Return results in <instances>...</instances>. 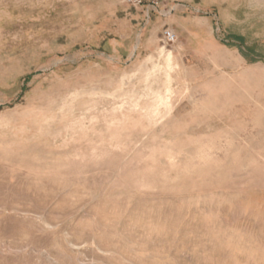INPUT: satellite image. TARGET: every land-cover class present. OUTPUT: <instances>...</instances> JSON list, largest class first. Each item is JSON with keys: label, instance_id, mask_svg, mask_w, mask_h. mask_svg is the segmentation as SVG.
<instances>
[{"label": "rangeland", "instance_id": "obj_1", "mask_svg": "<svg viewBox=\"0 0 264 264\" xmlns=\"http://www.w3.org/2000/svg\"><path fill=\"white\" fill-rule=\"evenodd\" d=\"M0 264H264V0H0Z\"/></svg>", "mask_w": 264, "mask_h": 264}, {"label": "built area", "instance_id": "obj_2", "mask_svg": "<svg viewBox=\"0 0 264 264\" xmlns=\"http://www.w3.org/2000/svg\"><path fill=\"white\" fill-rule=\"evenodd\" d=\"M164 40L167 43H172L175 40V36L171 31H166L164 34Z\"/></svg>", "mask_w": 264, "mask_h": 264}]
</instances>
